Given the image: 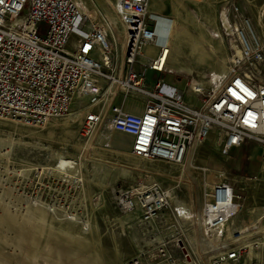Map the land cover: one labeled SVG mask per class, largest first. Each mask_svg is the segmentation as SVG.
I'll use <instances>...</instances> for the list:
<instances>
[{
	"label": "built area",
	"instance_id": "2783aa9c",
	"mask_svg": "<svg viewBox=\"0 0 264 264\" xmlns=\"http://www.w3.org/2000/svg\"><path fill=\"white\" fill-rule=\"evenodd\" d=\"M149 2L115 0L125 30L124 53L118 60L112 58L111 39L103 26L89 22L75 0H2L0 118L39 125L71 114L76 101L86 99L78 107L89 108L84 112V135L103 127L129 136L134 157L182 164L189 150L216 129L224 156L254 142L264 169V46L249 20L232 4L236 50L228 79L217 86L188 80L187 91L201 102L190 105L181 91L161 79L147 84L148 71L166 72L169 53L157 44ZM72 37L74 49L69 50ZM147 46L158 48V54L143 64L140 58ZM107 98L108 115L102 117L96 107ZM130 99L140 100V114L125 109ZM218 175L205 194L201 214L203 231L219 238L209 264H264L260 224L237 220L242 206L233 174ZM172 196L169 187L141 181L126 187L117 202L125 214L149 224L169 212ZM181 250L184 259L179 261L161 244L152 261L139 258L129 264H196Z\"/></svg>",
	"mask_w": 264,
	"mask_h": 264
},
{
	"label": "rangeland",
	"instance_id": "374dc122",
	"mask_svg": "<svg viewBox=\"0 0 264 264\" xmlns=\"http://www.w3.org/2000/svg\"><path fill=\"white\" fill-rule=\"evenodd\" d=\"M102 1L109 3L107 7L112 6L111 0H75L82 13L92 16L87 17L89 22L106 26L101 13L112 21L116 28L114 36L108 32L112 38V58L120 60L125 30L115 11L104 10ZM161 1L165 5L162 15L156 12L154 5L151 8L160 20L158 34L159 29L163 30L160 25L167 23L171 24V30L176 25L194 33L185 28L184 10L180 6L172 4L174 10H171L168 4L172 0ZM181 1L205 32L214 40L218 36L225 51L223 61L218 70L212 72L208 62L191 55L193 58H179L185 72L162 75L147 72V80L150 83V78L161 79L181 91L189 104L194 102L199 106L200 100L187 91L188 80L194 78L206 86H217L229 76L234 54L232 45H236L232 34L235 17L232 4L256 32L258 16L264 28V0H206L203 13L209 17L211 13L207 8L212 2L216 4L213 27L199 15L191 0ZM225 17L231 31L223 27L221 20L225 23ZM258 30L262 29L257 26ZM191 39L185 36L179 43L189 42L188 46L195 51L193 45L199 43ZM74 42L72 37L69 50L74 49ZM198 47L204 48L201 43ZM147 54L154 57L157 51L150 50ZM86 102V99L76 101L72 115L52 118L39 125L0 118V264H129L139 258L152 261L161 244L179 261L184 259L183 249L194 263L209 264L214 253L208 250L210 244L200 231L199 215L207 190L222 172L233 174L236 182L240 196L237 202L242 206L237 220L257 222L263 216L264 169L256 143L247 142L224 156L219 134L211 133L202 144L195 145V152L192 150L195 146L192 147L182 164L142 160L131 155L127 144L130 138L126 135L103 127L84 135V116L82 118L78 111L89 108L87 104L78 107ZM110 103H101L96 109L103 107L102 113L106 115ZM72 117L76 118L73 123L69 121ZM68 121L71 125L65 126ZM61 159L71 161L76 168L68 178H63V171L56 168ZM191 163L188 175L184 168ZM141 181L157 182L173 191L169 212L149 224L125 214L117 202L126 187ZM180 207L185 209L188 219L182 218ZM258 225H264V219ZM76 232L81 238L77 239V235L73 238Z\"/></svg>",
	"mask_w": 264,
	"mask_h": 264
},
{
	"label": "crops",
	"instance_id": "0c3cea01",
	"mask_svg": "<svg viewBox=\"0 0 264 264\" xmlns=\"http://www.w3.org/2000/svg\"><path fill=\"white\" fill-rule=\"evenodd\" d=\"M155 1V2H158L160 1L161 4L164 6L162 8V10L165 8V5L164 3L161 1V0H151L150 1V5H149V9H150V6L152 4V2ZM193 2V4L196 6L197 10H198V13L199 15H201L205 20L207 19V23L210 25V26H215V8H216V4L214 2L211 3V5L209 6V8H207L208 12L211 13L210 14V17L207 16V14H204L203 13V8L205 7V2L206 0H191ZM174 4L176 6H180L183 10H184V15H185V23H184V26L185 28H187L190 32H192L193 30L194 31H198V30H202V32L206 35L207 37V43L203 44L204 45V48H200L198 47L199 44H195L194 45V48L196 49L195 50V53L193 54L191 51L193 49V47H189L188 45L190 44L189 42H175L173 41L170 46H169V53H168V56H167V60H166V65H165V68H166V72H171V73H174L175 71L177 72H185L184 70L181 69L180 67V63L182 62L179 58H193L191 55H196L195 57L197 59H199V61H205V62H208L210 65L208 66L209 69L212 71V72H215L218 70V67H219V64L223 61V58L225 56V51H224V48H223V45H221V41L220 39L217 40L218 36L216 35V39L214 40L211 35L207 32H205V29L204 27L201 25V23H199L197 21V19L193 16L190 15L189 12H187L184 7H183V4H182V1L181 0H172L169 2L168 4V7L170 8V6ZM207 6V5H206ZM210 9V10H209ZM161 10V11H162ZM151 13H153V11L150 9ZM161 11H160V14H161ZM150 13V12H149ZM170 13H171V10H170ZM85 14V13H84ZM155 14V13H153ZM86 15V14H85ZM162 15V14H161ZM171 15V14H170ZM168 17V16H167ZM169 18V17H168ZM172 20V18H170ZM94 21V20H93ZM168 20H166V23H167ZM169 22V21H168ZM222 24H223V27L228 30L229 29V25H228V21H227V18L225 17V23L223 20H221ZM162 28L165 27V29L161 30L159 29V41L161 43V45H164L166 44V46H168V44L170 43V31H171V24L170 23H167L166 25L165 24H161L160 25ZM257 26H259V28H261L262 30L257 32ZM256 33L259 37V39L261 40L263 46H264V28L263 26L261 25V22H260V17L258 16V25L256 24ZM161 36V38H160ZM215 37V35H214ZM197 46V48H196ZM154 47V46H153ZM152 46H148V47H145L144 50H143V55L141 56L140 58V62L143 63V64H148L152 59L155 58V56L152 58V56L148 55L147 54V51H150V50H155L157 51V54H158V48H153ZM208 49V52H206V48ZM148 57L150 59H146L144 57ZM157 56V55H156ZM203 58H206V60H203ZM122 59V58H121ZM120 59V60H121ZM183 63V62H182ZM207 67V68H208ZM150 71H148L149 73ZM147 73V74H148ZM150 73H153V72H150ZM155 74V73H153ZM164 74V73H163ZM158 75V74H157ZM162 75V74H161ZM149 77V76H148ZM150 78V77H149ZM150 83L148 82L147 80V84L148 85H152V82H153V79L150 78ZM195 99V98H194ZM109 102V101H108ZM108 102L106 104H108ZM117 103H121V101L117 100ZM130 105L131 107H133V109L136 110L135 113L137 114H140L142 112V105H141V102L140 100L138 99H130L128 101L125 102L124 104V107L126 108L127 105ZM191 105V104H190ZM194 105V102L193 104ZM217 130L214 129L212 131V134H217L218 133L216 132ZM114 132V131H113ZM116 133V132H115ZM128 137V136H127ZM126 137V138H127ZM130 138V137H128ZM129 144V147L131 146V138L129 140V142L127 143ZM260 150V149H259ZM229 233H231V229H228Z\"/></svg>",
	"mask_w": 264,
	"mask_h": 264
},
{
	"label": "bare ground",
	"instance_id": "6f19581e",
	"mask_svg": "<svg viewBox=\"0 0 264 264\" xmlns=\"http://www.w3.org/2000/svg\"><path fill=\"white\" fill-rule=\"evenodd\" d=\"M151 1V0H150ZM218 1V0H217ZM158 2H160V1H158ZM157 2V3H158ZM101 3V5H102V7L104 8H106V9H104L106 12H107V10H108V8H110L111 10H113L112 12H114L115 11V9H114V3H115V0H114V2H113V0H111L110 1V3H111V7H107L108 6V4L109 3H104L103 1L102 2H100ZM161 3V2H160ZM77 4V3H76ZM149 5H150V2H149ZM154 5V9L156 10V12H160L161 10H162V8L164 7L162 4L161 5H157L156 3H154V4H151V6H150V9L152 8V6ZM78 6V5H77ZM79 7V6H78ZM80 9V8H79ZM150 9H149V6H148V10H149V12H150V14H151V16H152V18L155 20V22H156V25H155V31H156V35H157V44L158 45H160L161 46V43H160V41H159V34H158V31L156 30L157 28H158V26H159V22H160V20L158 21V18L156 17V15L155 14H153V13H151V11H150ZM170 9L171 10H174V8H173V5H171L170 6ZM101 13V12H100ZM99 13V14H100ZM84 14V13H83ZM87 15H85V16H87V17H89V16H91L89 13H86ZM116 14V13H115ZM100 16H101V18H102V20L105 22V24H106V26H103V24H100V23H96V24H100L101 26H103V28H104V31L106 32V33H108L109 31L111 32V34H112V36H114V34H116V32H114V30H116V28H115V26H114V24L112 23V21L107 17V16H105V15H103L102 13L100 14ZM208 16V15H207ZM92 17V16H91ZM119 19V18H118ZM173 24V23H172ZM175 28H172V32H171V35H170V42L171 41H175V42H179V39H182L183 37H185V36H187V38H189V39H195V42L197 41L199 44L201 43L202 44V46L204 47V43L206 44L207 43V37H206V35L202 32V30L200 29V30H198V31H192V32H194V33H189V32H187V30H185L183 27H181V26H174ZM231 27V26H230ZM163 29H165V27L163 28ZM228 31H231L230 30V28L228 29ZM196 32V33H195ZM109 35V34H108ZM118 35V34H117ZM230 35V34H229ZM110 36V35H109ZM111 38V37H110ZM192 39H191V41H192ZM111 40H112V38H111ZM114 40V39H113ZM124 47H125V37H124ZM114 42H116V38H115V40H114ZM196 42V43H197ZM233 42V41H232ZM192 43V42H191ZM232 45V44H231ZM162 46H166V44H164V45H162ZM170 46V45H169ZM192 46V45H191ZM194 46V45H193ZM124 47H122V55H123V53H124ZM148 47V46H147ZM153 47V46H152ZM167 47V46H166ZM153 48H156V47H153ZM167 48H169V47H167ZM202 48V47H201ZM232 48L234 49V50H236V47H235V45H232ZM115 49V48H114ZM157 49V48H156ZM144 50V49H143ZM158 50V49H157ZM115 51H116V49H115ZM193 52H195L194 51V49H193ZM237 54H238V51H237ZM157 55V54H156ZM156 57V56H155ZM153 58V57H152ZM167 60V59H166ZM207 61V60H206ZM189 97V96H188ZM191 97V96H190ZM108 101H110L111 102V100H105L104 102H103V105H104V103H107ZM186 102L188 103V98H187V100H186ZM189 104V103H188ZM193 104V103H192ZM191 104V105H192ZM109 106H110V104H109ZM102 109H103V107H102ZM108 109H109V107H108ZM128 112H132V113H135L136 112V110L135 109H133V107H131L129 104L126 106V108H125ZM86 111V109H81V110H79L78 112L79 113H81V115H82V118H83V116H84V112ZM72 113L74 112V111H71ZM135 114H137V113H135ZM72 115V114H71ZM108 115V111H107V114L105 115H103V113H102V110H101V116L102 117H106ZM75 117H72L71 119H69V121L71 120L72 121V123H73V120L75 121ZM68 121V123H65V126H69V125H71L70 124V122ZM52 125V124H51ZM64 126V125H63ZM62 126V127H63ZM64 126V127H65ZM68 128V127H67ZM64 131V130H63ZM65 133H68L69 134V132L68 131H64ZM120 134V133H119ZM129 137V136H128ZM86 146V145H85ZM195 146V145H194ZM192 149V148H191ZM190 149V150H191ZM189 150V151H190ZM193 152H195L196 151V146L195 147H193ZM129 151H130V147H129ZM192 156V155H191ZM137 158V157H136ZM141 159V158H140ZM143 160V159H142ZM144 162V161H143ZM130 164V163H129ZM72 165H73V163L71 162V161H68V160H65V159H61V160H59L58 161V166H56V168L58 169V170H62L63 171V178H68L69 176H71L74 172H75V170H76V168L75 167H72ZM191 168H192V163L191 164H189V165H186V167L184 168V170L187 172V174L189 175L190 174V170H191ZM201 171L203 172V171H206V170H204V169H201ZM264 172V171H263ZM181 175V174H180ZM179 175V176H180ZM191 176V175H190ZM218 177H216L215 179H217ZM214 180V179H213ZM173 199V198H172ZM254 199V198H253ZM255 200V199H254ZM175 201V200H174ZM177 203V202H176ZM179 205V204H178ZM234 208H236V207H234ZM180 212H181V214H182V218H186V219H188V215H187V213L185 212V209L184 208H181L180 207V210H179ZM201 214H202V209H201V212H200V217H199V221H200V231H201V233L203 234V236H204V238H205V240H207L208 241V243L210 244L209 245V247H208V250L210 251V252H212V253H214V255L217 253V249H218V241H219V238H218V236H213V235H210V234H206L204 231H203V222H202V219H201ZM264 219V211H263V216H261V219H259L257 222L259 223L260 221H262ZM260 229V231H261V228L263 229V232H264V225H261V227H259ZM232 230V229H231ZM262 232V231H261ZM228 233H229V231H228ZM76 235L78 236V238L76 237ZM230 235H231V233H229L228 234V237H230ZM72 236H74L73 238H77V239H79V238H81L79 235H78V233L76 232V234H74V235H72ZM85 238V237H84ZM203 238V239H204ZM67 239H68V237H67ZM27 240V238L25 237V241ZM68 241V240H67ZM52 244L54 243V242H51ZM207 243V242H206ZM53 246V245H52ZM71 246L69 245L68 246V248H70ZM52 248V247H51ZM49 251H50V249H49ZM48 251V252H49ZM190 264V263H189Z\"/></svg>",
	"mask_w": 264,
	"mask_h": 264
},
{
	"label": "snow or ice",
	"instance_id": "6c2138e0",
	"mask_svg": "<svg viewBox=\"0 0 264 264\" xmlns=\"http://www.w3.org/2000/svg\"><path fill=\"white\" fill-rule=\"evenodd\" d=\"M0 2H2V0H0Z\"/></svg>",
	"mask_w": 264,
	"mask_h": 264
}]
</instances>
